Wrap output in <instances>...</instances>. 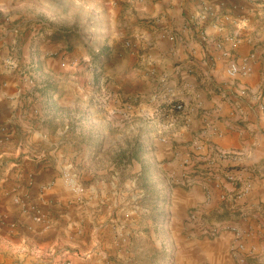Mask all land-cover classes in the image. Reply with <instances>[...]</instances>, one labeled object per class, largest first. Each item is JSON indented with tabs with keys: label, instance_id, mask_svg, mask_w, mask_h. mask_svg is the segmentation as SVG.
Instances as JSON below:
<instances>
[{
	"label": "crops",
	"instance_id": "obj_1",
	"mask_svg": "<svg viewBox=\"0 0 264 264\" xmlns=\"http://www.w3.org/2000/svg\"><path fill=\"white\" fill-rule=\"evenodd\" d=\"M51 1L0 0V166H10L5 184L13 190L32 183L28 198L43 196L50 218L44 230L13 232L6 262L106 264V216L95 207L106 193L91 184L86 197H73L59 175L65 147L75 155L95 150L96 119L80 121L79 109L94 111L97 90L85 83L90 62L79 60L107 43L121 53L129 35L148 53L122 56L119 85L104 75L102 86L115 94L143 88L126 72L129 59L139 74L153 75L154 107L165 111L158 120L167 130L154 149L167 159L178 227L205 234L184 242L181 264H264V0ZM65 42L79 44L70 51ZM242 59L251 75L230 77L227 65ZM63 133L74 140L64 142Z\"/></svg>",
	"mask_w": 264,
	"mask_h": 264
},
{
	"label": "rangeland",
	"instance_id": "obj_2",
	"mask_svg": "<svg viewBox=\"0 0 264 264\" xmlns=\"http://www.w3.org/2000/svg\"><path fill=\"white\" fill-rule=\"evenodd\" d=\"M36 1L39 6L55 2ZM64 44L71 51L79 43ZM118 46L121 53L114 55L107 43L102 49L94 50V53L88 51L89 59L79 60L78 65L90 62L89 66L85 63L84 67L87 70L93 68V71L84 75V79L86 84L93 85L97 90L94 111L91 113L88 108L81 112L79 109L80 121L87 124V118L96 119L93 124H89L92 133L89 140L95 150L91 152L89 149L75 155L71 146L65 147L59 176L63 188L73 197L83 198L86 188H90L91 184L106 193L107 198L95 205L97 211L106 216L102 221L107 230L104 238L110 250L106 264H181L184 242L195 241L205 234L195 232L193 228L182 230L178 227L171 190L174 182L167 172V159L154 149L157 143L164 142V137L160 138L159 135L166 134L167 130L158 120L165 111L154 107L151 71L139 74V67L133 65V59H129L126 72H136L143 88L108 93L110 87L106 82L109 78L112 85H119L122 69L118 67L125 66L121 61L122 56L133 55L138 51L143 57L148 53L146 47L138 48L129 35ZM14 61L18 67V62ZM109 69H114V72L109 73ZM104 75L109 77L104 82L108 87L103 88ZM134 93L143 96L136 101ZM63 113L69 116L70 110L66 109ZM65 125L62 124L63 128ZM62 136L64 142L74 140L70 134L63 133ZM76 158H79L77 162ZM71 159L74 160L72 164ZM7 167L10 166H0V183L3 184L0 186V264H9L6 260L10 259L11 251L7 243L13 232L21 228L40 231L50 223L49 210L41 200L43 196L36 202L28 198L32 183L26 187L14 186V190L12 186H6ZM51 186L53 181L44 183L40 186V192ZM9 200L14 209L5 206V201ZM48 203L49 206L56 204L53 200ZM190 218L191 221L195 220V217ZM39 226H44V229ZM212 232L211 235H217L215 231Z\"/></svg>",
	"mask_w": 264,
	"mask_h": 264
},
{
	"label": "built area",
	"instance_id": "obj_3",
	"mask_svg": "<svg viewBox=\"0 0 264 264\" xmlns=\"http://www.w3.org/2000/svg\"><path fill=\"white\" fill-rule=\"evenodd\" d=\"M9 65L11 66V68H15L16 67V63L14 60H10L9 61ZM227 74L230 77H245V76H249L252 73V66L250 64V62L246 59H242V60H232L229 62V64L227 65ZM141 98L140 96H135L134 99L137 101V98ZM170 107H172L175 110H182L183 109V104L182 103H174V102H170ZM218 157L219 158H226L229 157L227 153L225 152H218ZM227 179L231 182L237 183L239 178L237 177L236 174L234 173H229L227 174ZM251 184L247 185L246 187V192H249L251 190Z\"/></svg>",
	"mask_w": 264,
	"mask_h": 264
}]
</instances>
